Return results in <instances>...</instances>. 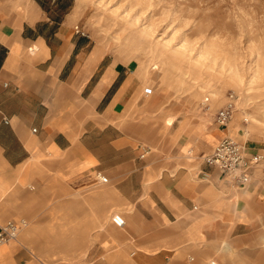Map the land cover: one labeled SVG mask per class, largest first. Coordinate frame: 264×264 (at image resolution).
Instances as JSON below:
<instances>
[{
	"label": "crops",
	"instance_id": "obj_1",
	"mask_svg": "<svg viewBox=\"0 0 264 264\" xmlns=\"http://www.w3.org/2000/svg\"><path fill=\"white\" fill-rule=\"evenodd\" d=\"M74 8L0 0V223L28 222L0 264H264V166L237 188L205 161L236 125L159 159L127 118L139 83L76 32Z\"/></svg>",
	"mask_w": 264,
	"mask_h": 264
},
{
	"label": "rangeland",
	"instance_id": "obj_2",
	"mask_svg": "<svg viewBox=\"0 0 264 264\" xmlns=\"http://www.w3.org/2000/svg\"><path fill=\"white\" fill-rule=\"evenodd\" d=\"M72 15L91 48L139 83L127 118L152 127L159 159L200 143L231 93L233 137L264 149V0H75Z\"/></svg>",
	"mask_w": 264,
	"mask_h": 264
},
{
	"label": "built area",
	"instance_id": "obj_3",
	"mask_svg": "<svg viewBox=\"0 0 264 264\" xmlns=\"http://www.w3.org/2000/svg\"><path fill=\"white\" fill-rule=\"evenodd\" d=\"M75 30L77 33L85 35V32L79 26H76ZM236 100V94L231 93L226 105L215 115L214 121L216 124L223 127L228 126L236 110ZM205 161L209 165L222 169L229 184L237 188H244L249 183L251 170L259 165L264 166V149L261 152L251 153L245 144L227 136L217 143L213 151L205 157ZM97 175L102 182L108 181V178L102 172H98ZM112 221L119 227L126 225L125 218L121 213H115L112 216ZM27 224V220L23 218L0 223V245L16 240ZM206 264H219V262L213 258Z\"/></svg>",
	"mask_w": 264,
	"mask_h": 264
},
{
	"label": "bare ground",
	"instance_id": "obj_4",
	"mask_svg": "<svg viewBox=\"0 0 264 264\" xmlns=\"http://www.w3.org/2000/svg\"><path fill=\"white\" fill-rule=\"evenodd\" d=\"M232 138H233V137H232ZM234 139H235V138H234ZM236 140H237V139H236ZM3 244H4V243H3ZM1 245H2V244H1ZM1 245H0V246H1Z\"/></svg>",
	"mask_w": 264,
	"mask_h": 264
}]
</instances>
